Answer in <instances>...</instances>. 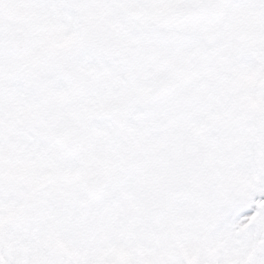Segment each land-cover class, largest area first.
<instances>
[{"label": "snow or ice", "instance_id": "snow-or-ice-1", "mask_svg": "<svg viewBox=\"0 0 264 264\" xmlns=\"http://www.w3.org/2000/svg\"><path fill=\"white\" fill-rule=\"evenodd\" d=\"M0 264H264V0H0Z\"/></svg>", "mask_w": 264, "mask_h": 264}]
</instances>
